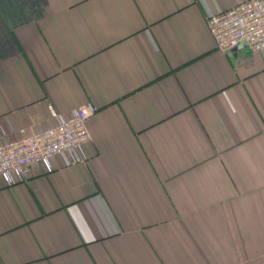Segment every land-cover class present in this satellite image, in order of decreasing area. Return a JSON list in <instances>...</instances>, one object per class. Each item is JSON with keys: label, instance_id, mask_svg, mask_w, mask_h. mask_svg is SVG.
<instances>
[{"label": "crops", "instance_id": "1", "mask_svg": "<svg viewBox=\"0 0 264 264\" xmlns=\"http://www.w3.org/2000/svg\"><path fill=\"white\" fill-rule=\"evenodd\" d=\"M247 0H0V132L90 102L87 159L0 178V264H264V51Z\"/></svg>", "mask_w": 264, "mask_h": 264}, {"label": "built area", "instance_id": "2", "mask_svg": "<svg viewBox=\"0 0 264 264\" xmlns=\"http://www.w3.org/2000/svg\"><path fill=\"white\" fill-rule=\"evenodd\" d=\"M216 48L222 52L246 42L252 52L264 51V0H247L207 18ZM55 124L12 140L0 132V178L7 185L24 181L36 166L50 170V160L65 155L70 164L86 161L91 136L87 127L95 107L87 102L61 115L49 104Z\"/></svg>", "mask_w": 264, "mask_h": 264}, {"label": "water", "instance_id": "3", "mask_svg": "<svg viewBox=\"0 0 264 264\" xmlns=\"http://www.w3.org/2000/svg\"><path fill=\"white\" fill-rule=\"evenodd\" d=\"M239 48H245L249 53L252 52L249 48H248V45L246 42H241L239 45H238ZM234 50H231V51H228V54L231 55V53L233 52Z\"/></svg>", "mask_w": 264, "mask_h": 264}]
</instances>
